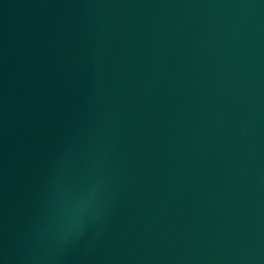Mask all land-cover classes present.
<instances>
[{"label": "water", "instance_id": "water-1", "mask_svg": "<svg viewBox=\"0 0 264 264\" xmlns=\"http://www.w3.org/2000/svg\"><path fill=\"white\" fill-rule=\"evenodd\" d=\"M0 264H264V0H0Z\"/></svg>", "mask_w": 264, "mask_h": 264}]
</instances>
